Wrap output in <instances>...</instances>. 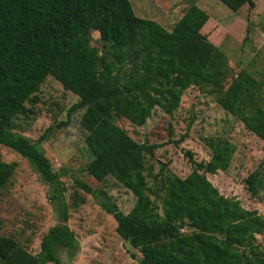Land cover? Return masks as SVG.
<instances>
[{
    "label": "trees",
    "instance_id": "16d2710c",
    "mask_svg": "<svg viewBox=\"0 0 264 264\" xmlns=\"http://www.w3.org/2000/svg\"><path fill=\"white\" fill-rule=\"evenodd\" d=\"M220 1L233 11L254 6V0ZM207 20L191 7L167 30L137 16L131 0H0V145L27 159L49 186L61 219L42 236L36 254L0 233V264H61L59 250L74 254L79 248L67 224L62 173L40 147L45 133L31 141L14 130L47 76L77 97L67 117L83 110L80 125L91 155L84 170L98 182L113 177L135 198L126 213L102 191L99 204L114 218L120 238L139 251L137 264H264L256 237L264 233V216L221 194L206 175L228 169L236 150L230 139L205 136L208 160L196 161L185 151L188 175L160 169L149 186L146 155L163 143H140L112 120L117 115L142 126L156 106L172 114L184 90L195 86L264 142V69L259 78L245 68L233 73L225 53L202 32ZM167 131L171 135L170 126ZM15 166L0 161V189ZM74 182L95 194L88 183ZM245 184L257 196L264 167L249 173Z\"/></svg>",
    "mask_w": 264,
    "mask_h": 264
},
{
    "label": "rangeland",
    "instance_id": "374dc122",
    "mask_svg": "<svg viewBox=\"0 0 264 264\" xmlns=\"http://www.w3.org/2000/svg\"><path fill=\"white\" fill-rule=\"evenodd\" d=\"M131 4L137 16L153 19L167 30L191 7H196L208 16L202 32L225 53L233 73L245 68L256 78L260 77L264 69V0H254L253 7L245 4L236 11L220 0H131ZM96 39L97 35L92 33V44L99 47ZM36 97L35 103H26L28 110L15 119L14 130L31 141L45 133L40 147L53 170L62 173L61 186L69 214L67 224L75 233L79 248L74 254L59 250L61 264H137L139 251L120 238L115 231L114 218L99 204L102 191L126 213L135 198L113 177L98 182L84 170L91 155L84 142L86 132L80 125L83 110H76L67 117V109L77 101L76 95L47 76ZM112 120L140 143H163L153 156L146 155L149 186L152 176L160 169L179 177L188 175L192 165L185 151H190L196 161L208 160L210 150L203 142L205 136L227 137L236 146L230 165L225 171L207 173V178L221 194L236 197L245 208L256 209L264 216V186L254 197L245 184L249 173L260 165L264 167V142L211 95L190 86L184 90L172 114L156 106L142 126L117 115H113ZM169 126L171 135L167 131ZM182 135L178 143L172 142ZM0 161L16 165L13 175L0 189V233L13 237L27 251L36 254L42 236L61 221L48 198L49 186L27 159L13 149L0 145ZM74 179L88 183L95 194L86 193ZM73 192L77 193L76 199ZM256 237L264 247V233Z\"/></svg>",
    "mask_w": 264,
    "mask_h": 264
}]
</instances>
